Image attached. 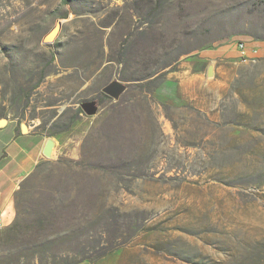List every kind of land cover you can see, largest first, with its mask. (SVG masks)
Listing matches in <instances>:
<instances>
[{
  "label": "rangeland",
  "instance_id": "374dc122",
  "mask_svg": "<svg viewBox=\"0 0 264 264\" xmlns=\"http://www.w3.org/2000/svg\"><path fill=\"white\" fill-rule=\"evenodd\" d=\"M0 99L56 142L0 264H264V0H0Z\"/></svg>",
  "mask_w": 264,
  "mask_h": 264
},
{
  "label": "crops",
  "instance_id": "0c3cea01",
  "mask_svg": "<svg viewBox=\"0 0 264 264\" xmlns=\"http://www.w3.org/2000/svg\"><path fill=\"white\" fill-rule=\"evenodd\" d=\"M255 45L262 50L259 44ZM0 120L6 121L0 127V216L3 217L10 210L18 186L42 161L48 139L31 126H26L25 132L24 125L15 120L2 117Z\"/></svg>",
  "mask_w": 264,
  "mask_h": 264
},
{
  "label": "water",
  "instance_id": "95a60500",
  "mask_svg": "<svg viewBox=\"0 0 264 264\" xmlns=\"http://www.w3.org/2000/svg\"><path fill=\"white\" fill-rule=\"evenodd\" d=\"M59 31V24L56 25V27L45 37L44 42L45 43H52ZM124 91V87L120 85L119 83H113L108 85L103 92L114 99H117L121 96V94ZM82 108L85 111L87 115H93L96 112V103L95 102H86L82 104ZM6 125L5 120H0V127ZM23 130L26 132L27 128L26 126H23ZM56 148V142L52 139H48L44 149H43V156L46 159H53L54 158V152Z\"/></svg>",
  "mask_w": 264,
  "mask_h": 264
},
{
  "label": "built area",
  "instance_id": "2783aa9c",
  "mask_svg": "<svg viewBox=\"0 0 264 264\" xmlns=\"http://www.w3.org/2000/svg\"><path fill=\"white\" fill-rule=\"evenodd\" d=\"M238 50L240 54V59L243 63L253 61L258 58L259 48L252 42H238ZM4 227L2 216H0V230Z\"/></svg>",
  "mask_w": 264,
  "mask_h": 264
}]
</instances>
